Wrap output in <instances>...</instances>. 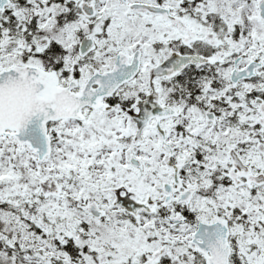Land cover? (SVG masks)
I'll return each instance as SVG.
<instances>
[{
  "label": "snow or ice",
  "instance_id": "obj_1",
  "mask_svg": "<svg viewBox=\"0 0 264 264\" xmlns=\"http://www.w3.org/2000/svg\"><path fill=\"white\" fill-rule=\"evenodd\" d=\"M0 264H264V0H0Z\"/></svg>",
  "mask_w": 264,
  "mask_h": 264
}]
</instances>
